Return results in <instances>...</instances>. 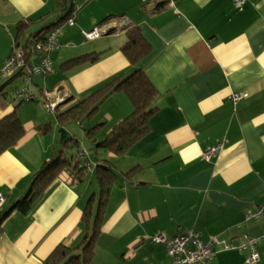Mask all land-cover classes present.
I'll return each instance as SVG.
<instances>
[{
	"label": "crops",
	"instance_id": "obj_1",
	"mask_svg": "<svg viewBox=\"0 0 264 264\" xmlns=\"http://www.w3.org/2000/svg\"><path fill=\"white\" fill-rule=\"evenodd\" d=\"M71 2L81 9L75 24L64 26L57 38L60 47L51 59L58 67L52 66L48 78L38 75L43 88L29 90L38 100L17 109L24 135L0 155V195L6 199L2 209L23 198L31 176L57 156L54 134L40 135L36 129L39 124L52 126L42 98H65L57 106L64 111L112 78L131 72L120 52L126 27L138 28L151 47L140 66L156 88L158 112L150 133L122 157L102 148L90 150L88 140V147L80 141L78 149L95 159L92 169L80 182L61 173L28 213H11L1 225L0 264H42L57 246L77 245L83 210L91 196L97 197V160L111 162L117 178L90 264L168 262L162 245L144 244L156 235L195 230L203 240L217 237L232 244L244 234L263 235L264 214L258 220L245 218L264 203V0H247L241 8L233 0ZM64 15L56 10V0H0V69L16 43L19 22L32 21L34 33ZM120 18L128 20L127 26L118 25ZM101 25L109 30L106 35L84 40L82 31ZM27 39L17 45L28 46ZM88 53L99 54V60L59 71L61 63ZM6 80L0 78V88ZM240 92L243 98L233 102L231 96ZM15 106L0 94V119ZM131 110L124 94L107 98L92 119L104 123L97 141ZM27 113L31 115L25 119ZM86 126L80 125L81 138H86ZM219 145L206 160L204 155ZM134 168L140 170L125 179ZM215 251L210 264H246L245 252ZM257 251L256 264H264V241Z\"/></svg>",
	"mask_w": 264,
	"mask_h": 264
},
{
	"label": "trees",
	"instance_id": "obj_2",
	"mask_svg": "<svg viewBox=\"0 0 264 264\" xmlns=\"http://www.w3.org/2000/svg\"><path fill=\"white\" fill-rule=\"evenodd\" d=\"M75 7L76 6H73L71 0H56V10L62 11L65 15L59 17L56 23L45 25L34 33H30L32 21L25 20L19 22L16 27L15 46H18L17 42L20 39L24 40L25 37L28 38L26 43L29 44L31 41L42 42L52 29L62 24L71 16ZM40 20H44V18H40ZM105 22L106 21L103 23ZM124 32L126 42L120 47V52L131 67V72L127 76L123 77V75H118L112 78L99 89L71 105L64 111H58L57 108L55 112L51 113L48 112L45 107L47 113L54 114L58 124L74 121L82 125L84 120L97 113L100 106L111 95L115 93L124 94L131 104V113L116 123L108 133H105L101 141H97L96 135L97 133L99 134L104 127V123L99 122L94 128H83L85 137L90 142V150L91 148L94 150L102 148L117 157L124 156L130 148L150 133V121L158 112V107L156 105L158 94L156 88L140 66L141 62L149 56L151 47L143 38L138 28L126 27V29L124 28ZM57 50L50 54V58ZM98 60L99 54H83L61 63L59 71L66 73L80 65H92ZM24 74L26 73L18 71L9 77L0 75V78H7L4 85L0 88V94L7 96L5 92L7 87L15 79L19 77L22 79ZM33 76L34 75L31 77L29 76L30 81L26 85L24 84L28 89L27 93H29L30 85L33 82ZM22 89L19 90L16 88L14 91L15 98L19 100L14 110L0 119V155L14 147L24 135L23 123L17 115L18 107L23 103L38 100L37 97L34 96L30 99H26L25 97L18 98L17 92H21ZM42 100L45 106V101L50 99L42 98ZM36 129L40 135H48L50 133V124H39ZM67 141L70 142L71 147H76V149H78L79 145L77 140H71L66 136L61 143L65 145L64 143ZM78 151L80 150L78 149ZM78 151L76 150V154ZM76 154L74 157H66L67 154L63 157L59 154L54 159L45 162L31 176L26 195L13 205L0 210V232L1 225L13 211H18L22 214L28 213L34 203L61 173L68 172V174L74 176L75 182L84 180V175L87 170L85 161H79ZM87 161L92 163L89 158ZM97 162L94 168V178L98 186L97 199L91 196L83 210L81 218L83 234L81 240L73 247L65 245L57 246L42 264H90L93 261L95 257L96 241L101 233L103 220L109 203L110 191L117 178L115 168L111 162L108 160H97ZM139 170V168L131 169L125 174V179H130V177H133Z\"/></svg>",
	"mask_w": 264,
	"mask_h": 264
},
{
	"label": "built area",
	"instance_id": "obj_3",
	"mask_svg": "<svg viewBox=\"0 0 264 264\" xmlns=\"http://www.w3.org/2000/svg\"><path fill=\"white\" fill-rule=\"evenodd\" d=\"M246 1L247 0H233V4L235 7L241 8L245 5ZM80 9L81 6H76L71 13V16L62 24L52 29L42 42L31 41L28 46L14 45L11 54L4 61L0 69V75L3 77H9L18 71L25 72L26 74H24L22 79L26 85L30 81L32 75L45 76L50 74L52 71L50 54L60 47L57 43V37L64 26L72 27L75 24L76 14ZM118 22L120 27H125L127 26L128 20L126 18H120ZM102 26L103 25L95 27L88 32L82 31V36L86 41L96 40L109 32L108 28ZM27 91V87L24 86L21 92H17V97L30 99L32 96L26 94ZM242 98L243 93L241 92L234 93L231 96L233 102H237ZM63 100L64 98H56L53 101H45V107L48 112L53 113L57 109L58 104L63 102ZM219 148L220 145L212 148L204 155V158L209 160L212 155L216 154ZM76 157L79 161H85L86 171L92 169L91 163L87 161L88 154L86 151H78ZM5 201V197L0 195V210L3 208ZM262 214H264V203L257 207L254 212L247 215L245 221L258 220ZM262 241H264V234L259 237L244 234L238 244L227 243L217 237L203 240L201 239L199 232L188 230L172 237L156 235L145 240L144 244L145 246L162 245L164 247L169 261L160 264H210L216 254V247L220 250H237L239 252H245L247 253L246 264H256L259 260L257 245Z\"/></svg>",
	"mask_w": 264,
	"mask_h": 264
},
{
	"label": "rangeland",
	"instance_id": "obj_4",
	"mask_svg": "<svg viewBox=\"0 0 264 264\" xmlns=\"http://www.w3.org/2000/svg\"><path fill=\"white\" fill-rule=\"evenodd\" d=\"M58 65L55 66V64H53V70L57 69ZM47 77V76H46ZM43 78V77H42ZM40 77H38V75H34L33 76V84L30 85V90H32V88H35V87H38V88H43V84H42V81ZM48 78V77H47ZM50 78H53L52 76ZM4 80V78H2ZM50 81V79L47 80V82ZM24 86V83L22 82L21 79L17 78L16 80H14L8 87H7V97H8V100L12 103V104H15L17 105L19 103V100H17L14 96V87H17L19 90L22 89V87ZM14 89V90H13ZM37 89V88H36ZM26 94H29V93H26ZM34 95H37L34 93ZM58 98H62L63 97H59ZM65 98L63 100V102H65ZM61 102V103H63ZM32 104V102H30ZM61 103H59L58 105H60ZM24 104H28V103H23L22 105ZM42 106V105H41ZM43 109H44V113L46 115V119L50 118L51 122H52V126L50 125V134H54L55 138H56V146H57V156L60 154L61 156L65 157L66 154L68 156H75L76 154V147H71L70 145V142H65L63 145V143H59V140H60V136H61V131H65L67 134H68V131L66 130V125L67 128L69 129L70 133L68 134V137L71 139V140H77L79 141L78 142V148L81 149L82 148V144L80 141H82L85 145V147L87 146L88 147V142H87V139L86 138H81V129H80V125L74 121H69L68 123H63V124H58L57 121H56V118L54 116V114H49L47 113L46 109L44 108V106H42ZM28 115H31L30 113H27L25 115V119H27V116ZM96 115V114H95ZM91 116L90 118H87L86 120H84L82 123V125H87V129H89V127L91 126L92 128H94V126L97 124L95 123L92 119L93 117L95 116ZM92 120V122H90ZM100 131V129H99ZM98 131V132H99ZM74 135V136H73ZM98 136V133L97 135ZM67 145V146H66ZM92 164V163H91ZM95 180V179H94ZM96 186H97V183H95ZM98 193V191H97ZM97 199V197H96Z\"/></svg>",
	"mask_w": 264,
	"mask_h": 264
},
{
	"label": "water",
	"instance_id": "obj_5",
	"mask_svg": "<svg viewBox=\"0 0 264 264\" xmlns=\"http://www.w3.org/2000/svg\"><path fill=\"white\" fill-rule=\"evenodd\" d=\"M66 136H67V133H66L65 131H61L60 143L66 138ZM88 158L90 159V161H91L92 163L95 162V159H94V157H93L92 154H89V155H88Z\"/></svg>",
	"mask_w": 264,
	"mask_h": 264
}]
</instances>
